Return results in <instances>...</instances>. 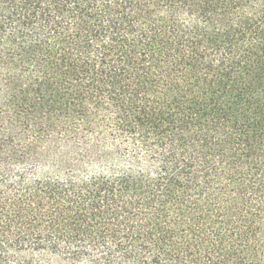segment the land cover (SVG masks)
Segmentation results:
<instances>
[{"label":"trees","instance_id":"16d2710c","mask_svg":"<svg viewBox=\"0 0 264 264\" xmlns=\"http://www.w3.org/2000/svg\"><path fill=\"white\" fill-rule=\"evenodd\" d=\"M264 264V0H0V264Z\"/></svg>","mask_w":264,"mask_h":264},{"label":"rangeland","instance_id":"374dc122","mask_svg":"<svg viewBox=\"0 0 264 264\" xmlns=\"http://www.w3.org/2000/svg\"><path fill=\"white\" fill-rule=\"evenodd\" d=\"M35 264H62L57 261L54 257L47 254H34L32 255Z\"/></svg>","mask_w":264,"mask_h":264}]
</instances>
